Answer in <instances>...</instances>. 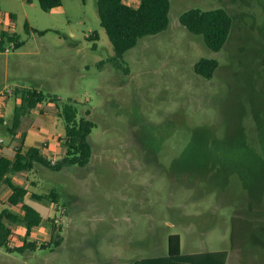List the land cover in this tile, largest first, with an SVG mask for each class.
Masks as SVG:
<instances>
[{"label":"rangeland","instance_id":"obj_1","mask_svg":"<svg viewBox=\"0 0 264 264\" xmlns=\"http://www.w3.org/2000/svg\"><path fill=\"white\" fill-rule=\"evenodd\" d=\"M192 7L231 14L221 50L179 21ZM1 32L18 45L0 53V152L13 151L32 123L46 133V157L64 152L52 141L64 121L48 98L9 131L16 88L71 102L94 125L85 166L10 173L30 192L59 195L57 203L25 196L44 216L28 240L62 238L23 252L0 246V264L130 261L166 253L170 233L180 234L181 252L225 249L227 264H264V0H170L166 29L140 37L118 61L97 0L49 10L38 0H0ZM201 57L218 60L210 79L194 70ZM10 192L0 184V207L19 212ZM12 230L15 245L24 228Z\"/></svg>","mask_w":264,"mask_h":264},{"label":"trees","instance_id":"obj_2","mask_svg":"<svg viewBox=\"0 0 264 264\" xmlns=\"http://www.w3.org/2000/svg\"><path fill=\"white\" fill-rule=\"evenodd\" d=\"M38 3L43 10H49L60 6L61 0H38ZM169 9L170 0H139L138 5H131L125 0H97L100 24L112 44L114 60L118 61L126 50L136 45L140 37L156 34L166 29L169 21ZM179 21L191 32L201 34L204 43L214 51L221 50L232 28V16L223 7L208 9L192 7L180 14ZM5 37L14 43V47L18 45L14 36L7 32L0 33L1 44ZM218 64L216 58L201 57L195 62L194 70L201 77L210 79ZM14 92L21 94V101L15 107L13 123L8 128L11 133H14V129L19 126L22 116L45 98L55 102L57 113L64 121V134L60 138L64 152L53 162L43 155L41 147L24 146V134H22L12 156L0 152V184H6L11 188L7 201L10 206H19L20 209L19 212H15L11 208L0 207V246L8 251L23 252L45 247L49 243L58 245L62 238L60 234L55 239L51 236L46 244L42 243L41 245H38L34 240H28L33 227L40 225L44 217L33 205L25 201V196L30 193L29 195L35 200L51 199L50 202L57 203L59 195L54 189L47 193L30 192L23 184H13L10 173L31 170L38 164L52 170H60L65 166L72 165L85 166L92 153L88 136L94 123L83 115L78 118L77 108L73 103L63 102L59 105L57 96L47 95L45 97L41 91L29 88H16ZM88 113L89 110H86V114ZM0 120H2L1 117ZM13 224H20L24 228V237L20 238V243L15 245L10 244ZM180 247V234L170 233L165 255L138 258L131 264H226L227 262L228 251L225 249L181 252ZM70 264L100 263L92 261Z\"/></svg>","mask_w":264,"mask_h":264},{"label":"crops","instance_id":"obj_3","mask_svg":"<svg viewBox=\"0 0 264 264\" xmlns=\"http://www.w3.org/2000/svg\"><path fill=\"white\" fill-rule=\"evenodd\" d=\"M40 103H38L37 105H39ZM37 105L34 107V108H32L31 110H30V113H33V111H35V109H36V107H37ZM50 111H47L48 113H47V115L49 114V112L50 113H53V114H55V112H56V114H57V108H56V110H55V108H54V111L52 112L51 111V109H49ZM39 115H41V116H39V118H42V117H46V111H45V109L42 111H40V114ZM34 123H32V125H30L25 131H24V138H23V145L24 146H28V145H35V146H39V147H41V151L42 150H44V149H46V147H49L50 146V143L48 142V141H46V133H43L42 131H41V129H39V127L38 126H36V125H33ZM60 135H62V134H59L58 136H60ZM52 136H53V138H52V141H54L55 143H58L59 145H61V141H60V139H59V137H56V138H54V135L52 134ZM54 143V144H55ZM13 145V144H12ZM57 145V144H56ZM4 148V147H3ZM12 148L13 147H11V148H7L6 147V149L4 148L3 149V153L5 154V155H8V156H12L13 155V153H14V150L12 151ZM43 153V152H42ZM43 155H45L44 153H43ZM46 156V155H45ZM51 158L53 159V158H55V156H51ZM27 202V201H26ZM29 204H30V202H28ZM44 217V216H43ZM30 237V236H29ZM167 253V252H166ZM166 253H164V254H157V255H149V256H163V255H165ZM144 257H146V256H144ZM139 258H142V257H139ZM136 259H138V258H136ZM136 259H133V260H130V261H126V260H114L113 262H111V263H109V264H131L134 260H136ZM92 262V261H91ZM81 263V262H80ZM226 264H227V262H226Z\"/></svg>","mask_w":264,"mask_h":264},{"label":"built area","instance_id":"obj_4","mask_svg":"<svg viewBox=\"0 0 264 264\" xmlns=\"http://www.w3.org/2000/svg\"><path fill=\"white\" fill-rule=\"evenodd\" d=\"M12 44H13L12 46H9V45H4V44L0 43V53L9 52L11 47H14V43L13 42H12ZM0 142H2L1 139H0ZM52 161H54V160L52 159Z\"/></svg>","mask_w":264,"mask_h":264}]
</instances>
